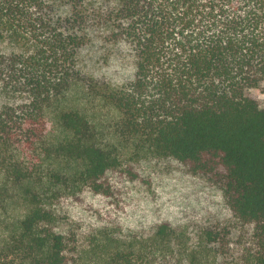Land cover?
<instances>
[{
    "label": "trees",
    "instance_id": "1",
    "mask_svg": "<svg viewBox=\"0 0 264 264\" xmlns=\"http://www.w3.org/2000/svg\"><path fill=\"white\" fill-rule=\"evenodd\" d=\"M91 49L122 77L87 70ZM76 88L121 115L137 156L94 142L92 119L71 104ZM258 88L264 0H0V175L27 186L0 264H78L85 243L105 264H264ZM51 157L79 166L26 185L30 164ZM148 157L216 188L231 228L203 229L193 244L182 221L139 201L135 190H155Z\"/></svg>",
    "mask_w": 264,
    "mask_h": 264
},
{
    "label": "rangeland",
    "instance_id": "2",
    "mask_svg": "<svg viewBox=\"0 0 264 264\" xmlns=\"http://www.w3.org/2000/svg\"><path fill=\"white\" fill-rule=\"evenodd\" d=\"M101 54L96 49L87 51L85 55L86 69L92 73H97L100 77L105 76L109 79L122 77L123 73L120 74L115 70L107 71V68H104ZM253 93L259 98L261 107L264 108V91L258 88L254 89ZM70 100L72 105L83 109L92 119L96 126L95 143L109 147L114 154L123 160L135 156L139 152L134 141L126 140L121 115L104 99L96 97V92L76 88ZM49 132L48 139L51 141H56L64 136L54 114L50 116ZM150 158L148 157L146 162H150L148 163L150 171L156 178L155 190L153 192L135 190L134 194H137L136 198L139 201L144 200V204L153 203L154 206L159 204L162 207L159 214L164 216L170 213L177 220L182 221L186 225L193 244L198 242L199 234L203 229L215 228L219 225H227L231 228L230 224L233 217L224 205L221 193L216 188L199 177L186 174L170 159H153L150 161ZM78 166V164H67V162L56 157L48 158L43 162L35 160L30 164V167L36 170L35 175L37 177L34 179V183H26V185L44 187L47 182L51 181L49 177L53 171L67 169L72 171ZM2 183H5L3 187H1ZM0 187V259H6L5 244L14 224L25 213L22 194L27 186L23 188L12 182L9 183L0 175ZM82 248L86 250L78 264H105L100 252L97 253L93 249H89L86 243ZM11 259L12 257L9 258V260ZM149 261L139 259L134 260L133 264H150Z\"/></svg>",
    "mask_w": 264,
    "mask_h": 264
}]
</instances>
